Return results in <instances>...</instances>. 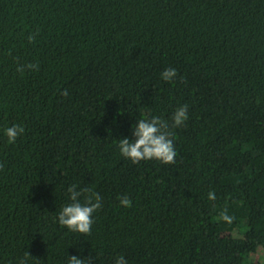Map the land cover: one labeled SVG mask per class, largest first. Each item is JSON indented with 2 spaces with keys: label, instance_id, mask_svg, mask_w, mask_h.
Here are the masks:
<instances>
[{
  "label": "trees",
  "instance_id": "1",
  "mask_svg": "<svg viewBox=\"0 0 264 264\" xmlns=\"http://www.w3.org/2000/svg\"><path fill=\"white\" fill-rule=\"evenodd\" d=\"M153 116L173 164L119 151ZM0 165V264H264V0H0ZM73 184L101 197L86 237Z\"/></svg>",
  "mask_w": 264,
  "mask_h": 264
},
{
  "label": "clouds",
  "instance_id": "2",
  "mask_svg": "<svg viewBox=\"0 0 264 264\" xmlns=\"http://www.w3.org/2000/svg\"><path fill=\"white\" fill-rule=\"evenodd\" d=\"M34 36H29V43L33 42ZM29 69L37 68L38 66L29 64ZM23 70V69H21ZM177 76L175 69H167L162 73V79L165 81H172ZM61 95L68 96V91L65 89L61 92ZM188 119V106L184 105L178 107L172 116L171 127H179ZM169 123L158 117H151L140 119L134 126L133 136L134 142H130L129 139L124 138L119 140V151L121 155L129 159L133 164H138L141 161L156 160L163 164L175 163V157L177 155L174 143L172 140V132L169 130ZM24 127L20 125H12L5 130V135L8 138L9 143H15L17 138L24 133ZM2 168V165H0ZM70 194V200L72 203L64 206L59 215L58 221L61 226L66 227L69 231L76 232L82 236H88L91 234L93 225V214L101 208V197L99 193L90 192L89 189H83L77 191L75 184L68 188ZM85 202H80V197L84 193H89ZM209 200H215V192L208 193ZM120 204L123 207H131L132 201L128 196L120 198ZM221 218L228 222H232V217L228 216L226 211L221 214ZM30 255L25 252L24 259L20 261V264H27V258ZM68 264H90V260L81 259L77 256L68 258ZM115 264H128V261L123 257H117Z\"/></svg>",
  "mask_w": 264,
  "mask_h": 264
}]
</instances>
